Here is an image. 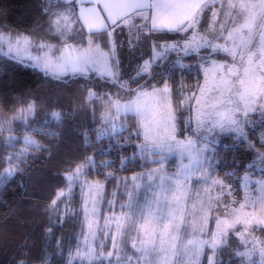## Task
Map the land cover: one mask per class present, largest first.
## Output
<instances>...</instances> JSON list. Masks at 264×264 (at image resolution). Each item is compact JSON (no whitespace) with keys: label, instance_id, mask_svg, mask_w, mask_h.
Instances as JSON below:
<instances>
[{"label":"snow or ice","instance_id":"obj_1","mask_svg":"<svg viewBox=\"0 0 264 264\" xmlns=\"http://www.w3.org/2000/svg\"><path fill=\"white\" fill-rule=\"evenodd\" d=\"M45 3L42 12L48 19L44 35L57 38L58 43L35 39V30L19 32L0 24V55L55 80L95 73L117 89L101 93L87 89L84 105L98 104L105 109L104 126L97 130L96 144L92 145L96 151L65 170L64 187L56 190L45 209L51 214L50 221L53 216L62 219V215L70 213L69 205L78 189L84 251L78 247L74 255L69 253L67 264H74L76 259L81 264H95L103 259H108L109 264H223L220 253L228 246L231 235L238 237L245 247L236 256L250 262L258 252L259 264H264V178L255 181L254 195L249 191L252 181L246 174L244 195L237 199L231 184L212 176L215 171L212 161L216 157L208 155L214 151L210 144L217 142L215 137L209 141V136L218 129L234 133L248 150L264 160V133L253 142L246 131L248 126L254 131L257 127L264 128V0H45ZM156 34H173L177 39L153 43L151 56L137 65L135 75L125 79L118 49L125 44L136 49L145 38ZM169 52L177 55L171 68L160 63L168 60ZM218 54H223L224 59H216ZM190 55L199 61L203 82L198 79L194 91L181 93L177 99L168 80L176 69L183 71L189 67L183 59ZM156 67L161 68L156 84L131 87L145 75L155 79ZM184 108L194 113L185 121L192 136L180 139L178 113ZM129 113L136 119L134 131L118 119ZM36 114L35 101L28 100L26 106L16 109L15 115L0 120V132L6 125L11 131V124L18 120L28 127L29 119ZM51 117L59 121L62 114L53 111ZM193 120L195 128H191ZM125 131L128 135L123 144L116 138L115 146L123 151L125 145L131 144L136 152L121 159V169L136 160L158 167L122 178L125 187L129 180L132 183L127 202L121 203L117 212L113 210L114 201H107L110 214L103 215L100 205L105 185L89 176L97 164L96 155H107L113 147L112 144L100 147L101 141ZM137 140L141 142L137 144ZM22 143L24 147L18 152L0 156V189L23 175L30 149L45 147L30 135H25ZM228 147L224 145L225 149ZM173 152L181 160L178 170L168 173L164 165ZM185 156L187 164L183 162ZM21 164L25 165L23 169ZM112 164L114 161H101L99 166ZM104 175L116 179L113 172ZM232 175L226 173V177ZM141 187L151 192V198L146 196L143 201L136 198ZM256 231L262 235H254ZM51 232V228L47 229L46 235ZM98 233L111 240V250L106 256L97 253L93 246ZM249 244L251 248L247 247ZM29 255L22 252V258L15 264H29ZM49 260L47 254L41 257L42 264H49Z\"/></svg>","mask_w":264,"mask_h":264},{"label":"trees","instance_id":"obj_2","mask_svg":"<svg viewBox=\"0 0 264 264\" xmlns=\"http://www.w3.org/2000/svg\"><path fill=\"white\" fill-rule=\"evenodd\" d=\"M46 6L45 0H0V13L3 14L0 16V24L8 25L10 29L19 32L35 30L33 33L35 39H49L51 43H58L57 38L44 35L48 17L43 14L42 8ZM172 39L177 37L173 34H156L145 38L136 49H129L127 44L119 48L118 58L124 78L135 75L137 65L151 56L153 43ZM167 56L168 60L160 63L171 68L177 55L170 52ZM215 58L223 59L224 56L218 54ZM183 63L189 67L183 71L176 69L172 73V78L168 80L177 99L181 93L194 91L198 79L202 83L198 59L190 55L183 59ZM160 71L161 68H154L155 79L145 75L131 84V87L136 88L138 84H156ZM89 88L98 93L106 90L117 91L110 82L96 76L95 73H90L87 77L69 75L62 80H55L45 77L36 69L25 67L0 55V120H7L15 115L16 109L26 106L28 100L35 101L37 112L35 118L29 119L28 127L23 120L14 121L11 124V131L8 130L7 125L5 126L0 132V156L6 157L23 148L22 140L25 135H30L45 146L42 149H30L31 155L26 158L27 169L23 175L0 189V264H15L22 258V252L30 253L29 264H42L41 257L45 254L50 257L49 264H67V258L82 225L78 189L69 205L70 213L62 215V219L58 220L53 216L50 221L51 214L45 209L56 190L64 187L65 180L62 174L65 170L70 165L82 162L85 156L93 155L96 151L92 145L96 144L97 130L103 122L105 109L98 104L84 105V97ZM53 111L62 114L59 121L51 117ZM189 114L192 112L188 108L178 113L177 128L182 132L180 137L190 133L188 124L185 123ZM252 118L256 119V116ZM120 122L126 128L135 130L136 119L133 114L121 116ZM34 129L43 130L37 132ZM246 131L249 133V139L256 142L261 133H264V128L257 127L254 131L252 126H248ZM48 132H55L56 135H47ZM127 135L128 132L125 131L118 137H106L99 146L112 144L113 147L108 150L107 155L98 154L95 157L97 164L93 167L89 179H98L105 185L104 206L113 192L116 193L115 197L118 201L123 198L122 190L129 187L131 181L129 180L125 187L122 178L131 177L135 173L157 166L136 160L121 169V159L132 156L136 148L128 144L123 151H120L115 146L114 140L119 138L120 143L123 144ZM10 136L18 139L9 140ZM141 140H137L136 143L139 144ZM224 145L229 147L225 149ZM213 149V156L216 157L214 172L223 177H226V173H233L231 177L226 178L233 186L238 187L237 192L240 191L239 178L244 173L264 176V160L258 159L234 133L223 135L214 144ZM101 161H114V164L100 167ZM175 162L174 156L168 157L165 167L169 170L173 169ZM248 164H252L253 167L248 168ZM20 167L23 169L25 165L21 164ZM107 172H113L116 179L106 178L104 174ZM60 207L63 209L64 205L61 204ZM49 228L52 229L51 235H46V230ZM261 235L256 231V236ZM231 236L233 241L236 236ZM238 251V248L222 249L220 259L223 264H257L236 256L235 253ZM74 264L81 262L76 259ZM95 264L109 263L96 261Z\"/></svg>","mask_w":264,"mask_h":264},{"label":"rangeland","instance_id":"obj_3","mask_svg":"<svg viewBox=\"0 0 264 264\" xmlns=\"http://www.w3.org/2000/svg\"><path fill=\"white\" fill-rule=\"evenodd\" d=\"M169 53H170V52H169ZM169 53H168V54H169ZM168 54H167V55H168ZM216 59H219V58H216ZM223 59H224V58H223ZM223 59L220 58L219 60H223ZM89 74H90V73H89ZM70 76H71V75H70ZM202 82H203V80H202ZM104 113H105V112H104ZM111 115H112L114 118L116 117L115 112H112ZM190 115H194V113L192 112V114H189V115L187 116V120H188V118H189ZM118 119H119V122H120V117H119ZM104 123H105V122H104V120H103V122H102L101 126L99 127V129H100L101 127L104 126ZM120 123H121V122H120ZM188 128H189V127H188ZM191 128H195V122H194V120H193L192 123H191ZM189 130H190V133L186 134V136H192V131H191L190 128H189ZM228 133H229V132H221L220 130L217 129L214 133H212L211 136H209V141H211L212 138L215 137L216 141L218 142V141L220 140V138H221L223 135L228 134ZM179 138H180V139H183V137H179ZM193 138H195V137H193ZM217 142H216V143H217ZM213 146H214V144H210V147H211L212 149H213ZM208 155H209V156H213V152L208 153ZM173 156L176 158V162H175V165H174L173 169H170V170H169V169H167V168L165 167V165H164V167H165V169H166V171H167L168 173H174V172H176V171L178 170V165H179L180 160H181L179 154L176 153V152H173V153H171V154L168 155V157H173ZM168 157H167V158H168ZM183 162H184L185 164L189 163L188 158H187L186 156L184 157ZM165 163H166V162H165ZM212 163H213V165H214V161H212ZM156 167H158V165H157ZM207 167H208V165H205V168H207ZM149 170H150V169H149ZM149 170L142 171V172H147V171H149ZM139 173H141V172H138V173H135V174H139ZM246 174L250 177V180L252 181V183L249 185V191L253 192V194L256 195L257 193L255 192V189H256L257 186H256V184H255V181H256V180H259V179H261V178H264V176H256V175H252L251 173H248V172L244 173V174L239 178V186H240V191H239V192L236 191L238 187L233 186L232 183H231L226 177H223V176L217 175L215 172L212 173V176H213L214 178H217V177H218V178H221V179H225V182H226V183L231 184L232 189H233V193L235 194L236 198H237V199H241V198L243 197V195H244L242 185H243V178H244V176H245ZM133 175H134V174H133ZM197 175H199V173H197ZM131 176H132V175H131ZM101 183H102V182H101ZM141 183H142V184H145L146 181H142ZM155 190H156V189H152V191H155ZM122 191H123V198H121L119 201H118V198H116V197L113 196V195L108 199V201H109V200L114 201L113 210H116L117 212L119 211V206H120V204H121V203H126V202H127V199H128V197H127V192L132 191V183L130 184L129 187L124 188ZM113 193H114V192H113ZM146 196H147L148 198H151V192H150L148 189H146L145 187H141V188L137 191V193H136V198H137L138 200H140V201H143V200L145 199ZM80 205H81V204H80ZM100 209H101V212H102L103 215H109V214H110L108 203H106V206H104V202H102L101 205H100ZM82 221H83V215H82ZM101 223H102V220H101ZM254 235H256V232L254 233ZM231 239H232V236L229 237V239H228V246L225 247V248H238V249H239L238 252L245 251V247L242 246L241 241H240V239H239L238 237H236L233 241H231ZM101 245H103V247H101ZM93 246L95 247L97 253H104L105 256H106V254L111 250V240H110V239H105L102 235H100V234L98 233V234H97V239H96V241L94 242V245H93ZM78 247H79V249H80L81 251H84V237H83V235H82V225H81V229L78 231V234H77V236H76V240H75L74 245H73V249L70 251V253H72V254L74 255L75 252L77 251V248H78ZM247 247H248V248H251V244H249ZM112 259L114 260V257H113ZM246 259H247V258H246ZM77 260H79V259H77ZM102 261H103V262H106V263H109V260H108V259H103ZM247 261L249 262L248 259H247ZM259 261H260V256H259V253L257 252V253H255V254H253V256L251 257V261H250V262H251V263H252V262H257V264H259ZM250 262H249V263H250Z\"/></svg>","mask_w":264,"mask_h":264}]
</instances>
